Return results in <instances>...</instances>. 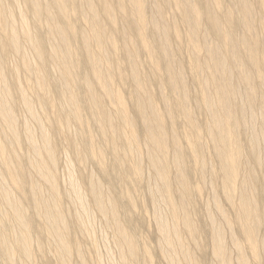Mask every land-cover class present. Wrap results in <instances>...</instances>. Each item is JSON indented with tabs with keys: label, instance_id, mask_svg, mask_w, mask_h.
Returning <instances> with one entry per match:
<instances>
[{
	"label": "bare ground",
	"instance_id": "obj_1",
	"mask_svg": "<svg viewBox=\"0 0 264 264\" xmlns=\"http://www.w3.org/2000/svg\"><path fill=\"white\" fill-rule=\"evenodd\" d=\"M10 1L15 4L18 0ZM235 1V5L225 6L223 0H156L155 12L149 15L145 0H22L28 13L21 9L22 5L16 12L7 1L0 0V164L12 186L24 190L23 179L27 175L24 165L18 162L20 155L16 151L22 138L17 127V99L37 120L41 118L33 110L34 102L42 108H55L56 116H53L50 126L58 133L70 124L79 125L81 132L78 136L76 134L78 138L69 141L71 150L78 156L82 151L92 155L107 178L110 165L106 166V155L102 149L96 148L92 137L91 129L96 126L100 136L109 140L115 157L112 164L118 168L119 178L126 179L128 172L124 163L129 154L139 148V138L124 95L114 87V83L115 78L129 80L134 93V112L148 143L147 152L155 173L156 191L165 206L169 207L174 220L172 228L160 227L165 243L173 249L181 246L180 254L185 261L199 264L182 243L184 234L196 243L198 233L191 217L192 196L186 176V155L199 158V151L207 143L217 161L222 193L235 209L239 237L233 231L229 233L239 255V264H250L249 257L258 262L264 254V246L258 238L262 226L261 214L258 204L248 194L252 171L242 173L244 149L241 139L248 124L256 123L255 118H259L260 131L254 129L249 144L256 162H259L254 146L256 141L264 143V0H258L262 15L252 0ZM169 7L177 10L180 19L169 21L164 18V12ZM72 11L77 14L76 21L81 23L79 29L77 23L70 19ZM102 18L107 20L109 28ZM118 21L123 23V27L117 25ZM237 23L243 30L240 36H235ZM184 36L190 52L192 77L200 91L197 106L210 121L209 129L204 132L202 125L193 118L187 78L178 66L172 46L173 38L179 40ZM23 41L34 52L36 65L24 55ZM106 46L113 54L121 50L128 72L112 62ZM141 50L150 56L156 71H163V80L171 92L170 97L165 93L159 95L161 107L156 94L148 87L149 79L143 74L139 59ZM10 52L22 55L19 67L25 72L27 86L34 91L35 99L28 97L25 87L16 82L12 84L7 78L4 62ZM49 64L57 72V77H51ZM80 67L87 73L79 75ZM15 90L17 93L13 97ZM53 94L59 98V104L54 102ZM247 112L251 117L249 121L246 119ZM181 120L189 127L191 136L186 134L190 132L182 136L179 133L177 124ZM25 126L24 137L29 141L32 152L29 159L25 156L26 163L49 190L47 198L40 185L36 182L30 185L32 208L41 216L38 230L44 237L55 239L61 264H70L73 244L68 237L65 214L60 209L61 191L56 170L58 155L45 127H41L39 142L32 128L27 124ZM119 143L124 146L122 151L118 148ZM203 156L198 161L205 173L208 170L207 158ZM139 161L131 167V174L136 179L142 177ZM86 182L88 195L96 209L114 222L122 260L126 264H135L141 244L134 233L119 221L123 201L115 195L105 197L104 185L98 178L92 176ZM6 184L7 181L0 180V200L7 207L5 210L0 207V225L11 216L16 227L3 231L0 226L3 231L0 233V244L8 264H16L17 250L27 264L33 255L34 219L26 214L22 201ZM74 186L82 202L80 184ZM175 187L178 189L176 196ZM120 195L127 203H132L129 193L122 192ZM215 197L214 205L233 229L228 214ZM210 221L211 224L215 222L213 218ZM82 224L79 222L81 228ZM220 232L216 228L211 238L213 254L219 264H229L225 239L221 238L223 234ZM14 233L16 236L12 242L10 238ZM38 245L41 246L40 242ZM145 252L149 255V250Z\"/></svg>",
	"mask_w": 264,
	"mask_h": 264
},
{
	"label": "rangeland",
	"instance_id": "obj_2",
	"mask_svg": "<svg viewBox=\"0 0 264 264\" xmlns=\"http://www.w3.org/2000/svg\"><path fill=\"white\" fill-rule=\"evenodd\" d=\"M5 1H7V4H10V7H12L16 12L19 11V5H22L21 9H23L25 13H28V10L26 12V9L28 8L23 6L22 0H18L15 4H13L10 0ZM155 1L156 0H145V4H147L146 11L149 15H152L155 12ZM223 1L225 6H230L231 4L233 5V2H236L235 0ZM252 1L256 6V10L260 15H262L263 13L261 12L262 10L259 7L258 0ZM202 11L204 12L203 9ZM76 17V12L72 11L70 19L77 23V28L79 29L81 27V23L80 21H76ZM164 18L169 21L180 19L177 10L174 7H169L164 12ZM102 19L105 21L109 28L107 20H105L104 18ZM17 23H19L18 19ZM117 25L123 27V23L121 21H118ZM180 28L183 29L182 26H180ZM234 31L235 36H240L241 33H243V30L239 23L236 24V28L234 29ZM186 41L187 40L185 36L179 40H175L173 38L172 46L175 49V56L179 64L178 66L183 69L185 77L187 78L190 106H192L191 108L193 118L202 125L204 132L206 131V129H209L210 121L208 116L197 106V102L200 99V91L199 86L194 79V76L192 77V72L190 69V52L188 50V47H186ZM23 42L25 46L23 52L26 50L24 52V55L26 56V58L28 57L27 59L30 60L33 65H36L37 61L36 57L34 58V52L29 47V45L26 44L25 41ZM105 49H107V51L111 54L112 62L117 66L119 65L124 72H128L125 64H123V55L121 53V50L119 49L116 54H113L108 46H106ZM6 57L4 62V72L7 75L9 81L12 82V84L13 82H16L25 87L28 97L35 99L36 96L34 91L32 89H29L27 86V76L22 70V67H19L22 62V55H17L15 53L13 54L10 52ZM139 59L142 65L143 74L144 76H146V78L149 79L148 87L153 93L156 94L158 105L159 107H161L162 103L159 95L161 93H165L168 97H170L171 95L168 86L163 80V71L158 72L155 70V63L152 62L150 56L147 55L143 50H141L139 53ZM49 66L51 70V77H57V72H55L50 64ZM78 72L79 75H83L87 73V70L80 67L78 69ZM114 87L120 90L124 95L129 113L135 120L137 136L139 138V148L130 153L129 157L125 160L124 163V168H126L128 172V177L126 179L119 178V170L118 168H116V166L114 167V164H112L114 163L115 157L112 153V149L109 147V140L103 139L100 136L95 128L96 126H93L91 129L92 137L95 141L96 148L102 149L104 151V154L106 155V166L108 165L107 167H109L110 165L109 170L111 172L108 171V174L110 175L109 177L107 176V178L105 177L106 175L103 176L104 173L99 169L98 164L92 157V155H88L82 151L81 156H78L79 154L77 155L73 149L71 150V142L69 143V141L70 139H72V141H76V139L78 138L76 137V134L78 136V133L81 132L79 125L70 124V126H66L65 129L61 130V132L59 131L60 133H58L54 131V129L52 130V126H50L51 120L54 119L53 116H56L55 108H53L52 106L42 108L37 102H34L33 110L36 111L37 114H39L37 116L41 118V120H37L29 114L26 108L16 98L17 104L15 103V110L18 113L17 127L18 129L20 128L19 130L21 131L20 133L22 137L21 143L19 147L16 148L18 149L16 151L19 152L20 155L18 162L24 165L27 171V175L23 179L25 189L21 191L17 188L15 189L12 186V184L8 181V176L1 164L0 180L7 181V184L5 186L10 187L15 196L20 201H22L23 205L25 206L26 214L30 218L34 219V225L32 226L33 255L31 261H27V264H61V259H59L55 239L44 237L45 235H41L39 233L38 229L42 223L41 216L38 215L32 208V196L29 193V189L31 187L30 185L35 182L40 185L43 188L44 197L47 198L49 195V190L47 191V186L43 185L38 180L33 171V168H31L30 165L26 163V161H28L27 158L29 159V155H32V152L30 151L28 145L29 141H27V139L25 138L26 136L24 137L26 124L32 128L36 140L39 142H41L42 128L45 127V129L50 133V138L53 142L52 145L58 155L56 170L61 191L60 209L62 213L65 214L67 220L68 237L71 238L73 244L72 253L70 256V264H126V261H123V258L121 257L122 249L118 242V233L116 228L114 227L113 220L110 217H107L104 214L100 213L96 209L93 201L88 195L89 187L86 181H88L89 178H92V176H94V178L96 179L98 178V180L103 183L105 197H114L115 195L118 198H121V202L123 201L119 211V221L121 222L122 226L125 225L130 231L134 233L137 241L139 242V245L141 244L137 255V262L135 264H172L173 258V260L175 261H173V264H190V261H185L186 259L180 254L181 246L177 245L175 249H173L172 247H168L169 244L165 243L166 241L162 238V235H160V227L163 225L166 228H172L174 220L171 211L168 209L169 207L167 206V208L165 206L159 193H157L156 191L157 185L155 182V173L153 167H151L149 164L147 139L143 133L141 123L136 118V114L133 108L134 93L131 82L129 80L115 78ZM16 93L17 92L15 90L13 97L16 96ZM52 96L54 98V102L56 104H59V98L55 94H53ZM83 110L85 115L88 116V111L85 109V107H83ZM250 118V113L247 112L246 119H248L249 121L251 120ZM255 120L256 123L259 122V125H257L256 123L248 124L246 128L247 130L242 133L243 136L241 139V143L244 149L243 159L245 163H242L244 164V166L242 165L241 169L243 168V174H247L249 171H252V177L250 178V183L248 184V194L252 195L254 203L258 204L260 212L259 215L261 214L260 222H262L258 238L264 246V143L256 141V144L254 146V149H256L255 155L260 157V161L256 162V158L252 154V149L250 147V135L254 132L255 128L259 132L261 125L259 118H255ZM41 121L44 125L41 124ZM37 122L41 123L38 124ZM179 122L180 123L177 124V127L181 136L185 135V132H190V129L185 121L181 120ZM257 130H255L256 133ZM186 134H189L191 136V132ZM204 142H207L206 137L204 138ZM118 148L120 151H122L124 149L123 144L119 143ZM73 152H75L76 155ZM25 156L28 157L26 158ZM202 156L207 158L206 165L208 167V170L205 171L206 174L202 171L203 165H201V163L198 161V159H200V157ZM137 161L140 162V166L142 167L141 179H136L135 176L131 174V167L134 166ZM216 162L217 161L215 160V157L213 155V150L207 143L205 144L204 149L199 151V158L195 159L190 154L186 155V176L187 180L190 183L192 196V201L190 203L191 217L195 225H197L198 227V233L195 238L196 243L190 240L186 234H184L182 237V243L184 244V247H186L190 251L194 258L198 260L199 264H219L215 254H213V242L211 239L214 231L217 228L219 231H221L220 233L223 234V236L221 235V238L225 239L223 241H225L224 243L226 246V252L227 254H229V264H239V255L232 242V239H230L231 231H233L239 237L238 224H235V209L228 202V200H226L225 196L222 193V189L220 186L222 180L218 172V165ZM211 170H213V173L211 172ZM73 183L80 184V195L83 199L82 202L75 192V186ZM122 192L130 194V196L132 197V203H127V201L121 197L120 193ZM174 193L176 196L178 193L177 187L174 188ZM215 196L217 197L222 209H224L226 214H228L233 224V229L228 223H226V221H224L221 213L219 212V210H217L216 205H214ZM0 202V207L5 210L7 208L5 207V203L3 204L2 200H0ZM211 218L214 219V223H216L215 225L214 223H212L213 225L211 224ZM2 222L3 224L1 223L0 226L3 231L5 230V228L15 229L16 227L14 225L15 222L13 221L11 216H9L8 218L6 217V219H4V221ZM79 222L83 223L82 228L79 225ZM1 231L2 230H0V233L3 232ZM17 232L18 231H16L15 233L18 234ZM14 234H11L12 238H10L11 236L9 237L10 239H12H9L12 242L14 240V236H16V234ZM39 242L41 246L38 245ZM146 250H149V255L145 252ZM168 254H170L171 256H169ZM16 255V258L14 259L16 264L26 263L23 256L18 250L16 252ZM259 261L254 262L253 259L249 257L250 264H264V254L261 255ZM0 264H8V262L6 261V253L1 244Z\"/></svg>",
	"mask_w": 264,
	"mask_h": 264
}]
</instances>
